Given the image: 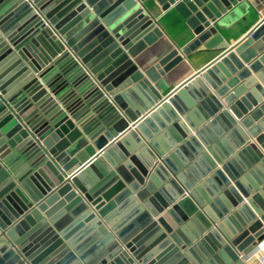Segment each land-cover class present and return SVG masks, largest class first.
<instances>
[{"label": "water", "instance_id": "1", "mask_svg": "<svg viewBox=\"0 0 264 264\" xmlns=\"http://www.w3.org/2000/svg\"><path fill=\"white\" fill-rule=\"evenodd\" d=\"M154 1L193 38L142 68L146 0H0V264L264 250V16L229 44L242 0ZM201 45L221 52L164 93Z\"/></svg>", "mask_w": 264, "mask_h": 264}, {"label": "crops", "instance_id": "2", "mask_svg": "<svg viewBox=\"0 0 264 264\" xmlns=\"http://www.w3.org/2000/svg\"><path fill=\"white\" fill-rule=\"evenodd\" d=\"M149 13L155 18L157 25L163 31L161 37L156 38L135 57L140 67L145 68L158 62L172 49L183 48L192 38L193 33L186 21L172 8L161 10L154 0H146ZM264 16V0H242L239 7L229 18L230 24L221 29L224 39L232 44L244 36ZM221 51L204 50L201 45L183 60L174 64L159 80L163 82L164 93L170 91L186 80L197 69L202 68L214 60ZM264 258L263 246L252 251V258L246 264H262Z\"/></svg>", "mask_w": 264, "mask_h": 264}, {"label": "built area", "instance_id": "3", "mask_svg": "<svg viewBox=\"0 0 264 264\" xmlns=\"http://www.w3.org/2000/svg\"><path fill=\"white\" fill-rule=\"evenodd\" d=\"M241 257L245 259V261H248L250 258H252V251L248 253L247 255L242 254Z\"/></svg>", "mask_w": 264, "mask_h": 264}, {"label": "rangeland", "instance_id": "4", "mask_svg": "<svg viewBox=\"0 0 264 264\" xmlns=\"http://www.w3.org/2000/svg\"><path fill=\"white\" fill-rule=\"evenodd\" d=\"M160 85H161L162 88H164V87H163V82H160Z\"/></svg>", "mask_w": 264, "mask_h": 264}]
</instances>
